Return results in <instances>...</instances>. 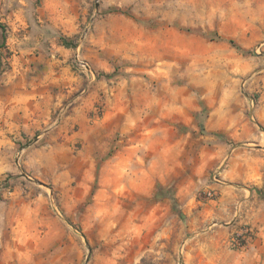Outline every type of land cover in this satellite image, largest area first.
Wrapping results in <instances>:
<instances>
[{"label":"rangeland","instance_id":"rangeland-1","mask_svg":"<svg viewBox=\"0 0 264 264\" xmlns=\"http://www.w3.org/2000/svg\"><path fill=\"white\" fill-rule=\"evenodd\" d=\"M0 23V264L264 258V0H0Z\"/></svg>","mask_w":264,"mask_h":264},{"label":"crops","instance_id":"crops-1","mask_svg":"<svg viewBox=\"0 0 264 264\" xmlns=\"http://www.w3.org/2000/svg\"><path fill=\"white\" fill-rule=\"evenodd\" d=\"M257 113L260 118L263 117L264 113V104L260 106V109L257 110ZM246 251H228L227 254L232 257L230 264H264V258L261 259V256L258 254H253L246 257ZM247 258V260H246Z\"/></svg>","mask_w":264,"mask_h":264},{"label":"trees","instance_id":"trees-1","mask_svg":"<svg viewBox=\"0 0 264 264\" xmlns=\"http://www.w3.org/2000/svg\"><path fill=\"white\" fill-rule=\"evenodd\" d=\"M0 29H3L1 23H0ZM229 43H230L231 45H234V42H233L232 40H230Z\"/></svg>","mask_w":264,"mask_h":264}]
</instances>
